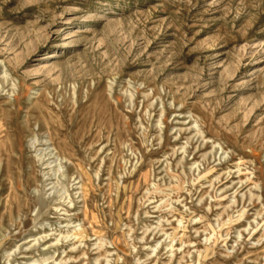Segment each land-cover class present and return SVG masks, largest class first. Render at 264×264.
Returning <instances> with one entry per match:
<instances>
[{
	"label": "rangeland",
	"instance_id": "rangeland-1",
	"mask_svg": "<svg viewBox=\"0 0 264 264\" xmlns=\"http://www.w3.org/2000/svg\"><path fill=\"white\" fill-rule=\"evenodd\" d=\"M0 264H264V0H0Z\"/></svg>",
	"mask_w": 264,
	"mask_h": 264
}]
</instances>
